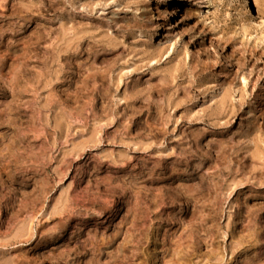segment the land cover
Listing matches in <instances>:
<instances>
[{
	"label": "rangeland",
	"instance_id": "374dc122",
	"mask_svg": "<svg viewBox=\"0 0 264 264\" xmlns=\"http://www.w3.org/2000/svg\"><path fill=\"white\" fill-rule=\"evenodd\" d=\"M240 1L0 0V264H264V24Z\"/></svg>",
	"mask_w": 264,
	"mask_h": 264
},
{
	"label": "bare ground",
	"instance_id": "6f19581e",
	"mask_svg": "<svg viewBox=\"0 0 264 264\" xmlns=\"http://www.w3.org/2000/svg\"><path fill=\"white\" fill-rule=\"evenodd\" d=\"M205 2H208V0H205ZM240 6H241V10L243 11V15L245 18H247L248 20H252L254 21L255 18H259L261 19L262 23L264 24V11L262 10H258L256 9L255 7L252 6V4H250L249 0H241L240 1ZM176 11H181V12H184V8H182V6L180 4L177 5V9ZM172 20L173 22L176 24V26H178V21L175 19V16L172 17ZM247 29V27H245ZM180 39V35H176L175 38H173L174 41H177ZM189 42L190 43H193L195 45V52L196 53H202L204 52V49L203 47L201 46V44L199 43V41L193 37V36H190L189 38ZM183 40V39H182ZM181 40V41H182ZM108 43V42H107ZM262 43H264V38L262 39ZM166 52V49L165 48H162L160 46H157V47H153V50H152V56L154 57H157V58H162L163 57V54ZM174 53V50H173V47L171 46L170 49H169V52L168 53H165V60H169L171 59V55H173ZM171 54V55H170ZM156 68V65H154V67L150 70V72L152 73L153 72V69ZM145 73V72H144ZM169 73V72H167ZM100 74V73H99ZM142 74V73H141ZM132 75V73H130V75H126V77L130 78ZM155 75L154 73L151 74V77ZM167 79L169 82L168 83H165L163 82V84H158V85H155V87H148V88H143L141 90H138V89H135L136 88V84H134V87H133V92H132V98L133 99H136V100H141L142 98H144L142 95H148L145 99V101L147 103H149V97L152 95V94H155V95H158V94H168L170 92V90L172 89L171 87V83L173 82V80L176 78V76L174 74H172L171 72L168 74V76H166ZM101 78V77H100ZM125 81V80H124ZM117 82H119L120 84V80ZM59 84V83H58ZM116 84V83H115ZM117 87H118V83L116 84ZM109 88V87H108ZM114 88V87H113ZM62 91V90H61ZM102 92V91H101ZM182 93V92H181ZM65 95V94H64ZM159 98V97H158ZM170 95L168 97V102L167 104L164 106V110H169V108H175V107H179L183 102L184 100L182 101H178L175 102L173 100L170 99ZM144 100V99H142ZM188 98L185 99V101H187ZM123 105L125 104V101L123 98H117L116 99V105ZM225 105H227L226 101L224 100V98H221L219 100L218 103L215 104L216 106V109H218V114H220L222 112V110L225 108ZM132 106V105H131ZM137 106V105H136ZM154 107V106H153ZM181 107V106H180ZM150 110V107L147 108V110ZM185 109V108H184ZM81 110V109H80ZM162 110L158 111V112H155L157 115H160ZM186 111V110H185ZM164 112V111H163ZM165 113V112H164ZM146 115V114H145ZM170 117V116H169ZM202 117H204V115H201V116H195L193 119L194 120H199L201 119ZM217 124V123H216ZM215 128V127H214ZM197 134V133H196ZM196 136V135H195ZM230 136V135H229ZM198 137V135H197ZM231 143V142H230ZM220 149V147H219Z\"/></svg>",
	"mask_w": 264,
	"mask_h": 264
}]
</instances>
